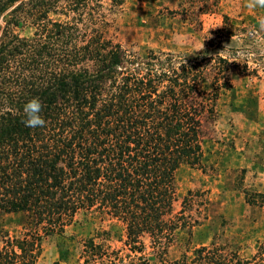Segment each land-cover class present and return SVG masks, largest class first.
<instances>
[{
    "label": "trees",
    "instance_id": "1",
    "mask_svg": "<svg viewBox=\"0 0 264 264\" xmlns=\"http://www.w3.org/2000/svg\"><path fill=\"white\" fill-rule=\"evenodd\" d=\"M97 2L0 0V213L23 216L18 234L2 235L0 264H36L50 237L69 256L65 233L78 216L121 229L118 240L138 258L146 240L165 251L191 227L185 206L176 209V174L204 167L227 81L208 75L207 59L124 48ZM19 26L33 35L21 37ZM32 98L44 127L23 123ZM97 231L83 264L108 256L113 232ZM204 251L199 264L225 259Z\"/></svg>",
    "mask_w": 264,
    "mask_h": 264
},
{
    "label": "rangeland",
    "instance_id": "2",
    "mask_svg": "<svg viewBox=\"0 0 264 264\" xmlns=\"http://www.w3.org/2000/svg\"><path fill=\"white\" fill-rule=\"evenodd\" d=\"M247 2L98 0L113 22L112 37L124 48L210 60L208 75L227 83L204 167L184 165L176 174V209L185 206L191 227L177 230L165 251L146 240L138 258L118 240L121 229L78 216L80 223L65 233L70 255L61 254L55 237L46 238L36 264H83L85 241L100 235V228L113 232L100 264H199L202 247L223 254L221 264H264V30L258 23L264 8L250 9ZM14 32L31 37L34 29L19 26ZM22 225L21 214L0 213V246L5 232L14 236ZM113 249L120 251L109 254Z\"/></svg>",
    "mask_w": 264,
    "mask_h": 264
},
{
    "label": "clouds",
    "instance_id": "3",
    "mask_svg": "<svg viewBox=\"0 0 264 264\" xmlns=\"http://www.w3.org/2000/svg\"><path fill=\"white\" fill-rule=\"evenodd\" d=\"M247 7L250 9L264 8V0H248ZM258 23L261 30H264V16L259 17ZM42 105L39 98H32L23 106L25 127L38 128L45 126V120L41 116Z\"/></svg>",
    "mask_w": 264,
    "mask_h": 264
}]
</instances>
